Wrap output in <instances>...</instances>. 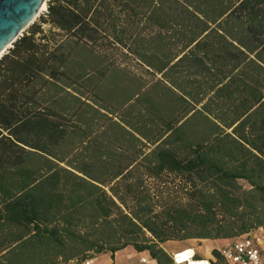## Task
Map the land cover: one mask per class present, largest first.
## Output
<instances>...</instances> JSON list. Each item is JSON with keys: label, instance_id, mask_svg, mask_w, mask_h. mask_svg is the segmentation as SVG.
<instances>
[{"label": "trees", "instance_id": "trees-1", "mask_svg": "<svg viewBox=\"0 0 264 264\" xmlns=\"http://www.w3.org/2000/svg\"><path fill=\"white\" fill-rule=\"evenodd\" d=\"M77 45L148 105H99ZM260 227L264 0H48L0 58V264H177L169 241Z\"/></svg>", "mask_w": 264, "mask_h": 264}, {"label": "crops", "instance_id": "crops-1", "mask_svg": "<svg viewBox=\"0 0 264 264\" xmlns=\"http://www.w3.org/2000/svg\"><path fill=\"white\" fill-rule=\"evenodd\" d=\"M45 27L48 28V26H45ZM85 50L86 52H88L87 47H85ZM85 50H84L83 45H77L76 54L71 55V61L69 62L70 70H71L69 74L73 77V80L75 81H79L81 83L87 81L86 85H89V83H91L90 84L92 85L91 87L98 84V90H99L101 98L103 99V103H100L99 105H115L117 107H123V105H146V104L148 105V103H146V101L148 102L147 98L144 99L145 102H142V104H140L141 102L137 100L138 94H140L139 92L141 90L139 89V87H137L136 84H134L136 80L135 78L133 80L130 77V73L126 72V73H120L118 75H113L112 72H109V74L105 76L104 74L102 75L100 74L101 76L98 75L99 77L97 76H92L91 78L87 77L86 75L87 70L84 68V64H87L85 62L86 59L85 57H83V55H81V53ZM72 92H74V94H77L75 90H72ZM91 105H97V104H94L93 102H91ZM191 240L193 239L178 241V242H181V246L172 248L170 252L166 248L165 249L169 253H173L177 249L183 250L186 248H194L200 257L208 258V259L213 258L212 251L214 248L219 249L218 246H214L210 250H203L200 246H195L193 245V243H189L191 242ZM200 240H203V239H200ZM229 240L231 239H214V241L217 244H220L223 242L225 243ZM131 248L133 247H127L123 250L118 251L115 254L114 258L111 256V253H104V254L97 255L95 257V261L97 264H113L114 262L118 264L119 260L117 259L119 257V254L121 253L123 254L122 255L123 261L120 264H123L126 262L128 263V258H129L128 253L132 250ZM136 254L139 256H143L147 254V252H143V253L136 252ZM263 255H264V252H263ZM68 264H74V262H69ZM149 264H157V262L156 260L151 259L150 257Z\"/></svg>", "mask_w": 264, "mask_h": 264}, {"label": "built area", "instance_id": "built-area-1", "mask_svg": "<svg viewBox=\"0 0 264 264\" xmlns=\"http://www.w3.org/2000/svg\"><path fill=\"white\" fill-rule=\"evenodd\" d=\"M219 250L227 264H264V227L229 240ZM172 256L177 264H211V258H200L194 248L175 251ZM139 260L142 264H149V254L140 256ZM80 264L97 263L95 257H90Z\"/></svg>", "mask_w": 264, "mask_h": 264}, {"label": "water", "instance_id": "water-1", "mask_svg": "<svg viewBox=\"0 0 264 264\" xmlns=\"http://www.w3.org/2000/svg\"><path fill=\"white\" fill-rule=\"evenodd\" d=\"M48 0H0V57L35 22Z\"/></svg>", "mask_w": 264, "mask_h": 264}, {"label": "rangeland", "instance_id": "rangeland-1", "mask_svg": "<svg viewBox=\"0 0 264 264\" xmlns=\"http://www.w3.org/2000/svg\"><path fill=\"white\" fill-rule=\"evenodd\" d=\"M46 10H43L40 12V15L42 13H44ZM40 16H37V18L35 19V21H38ZM28 29V28H27ZM228 242V241H227ZM225 242V243H227ZM189 243H193V245L195 246H200L203 250H210L212 247L214 246H218V247H221L223 244H225L224 242L223 243H220V244H217L214 239H203V240H200V239H193L191 240V242ZM181 246V242H178V241H170L166 244H164V247L170 252L172 248H176V247H179ZM132 250L128 253V263H123V264H142L139 260L140 256L136 254V251L131 248ZM175 251H181V249H177ZM122 255L123 254H119V257L117 260H119V263L120 264L123 259H122ZM131 257V258H130ZM113 264H116L115 262Z\"/></svg>", "mask_w": 264, "mask_h": 264}, {"label": "bare ground", "instance_id": "bare-ground-1", "mask_svg": "<svg viewBox=\"0 0 264 264\" xmlns=\"http://www.w3.org/2000/svg\"><path fill=\"white\" fill-rule=\"evenodd\" d=\"M47 9V4H44V6L40 9L39 13L43 10H46ZM1 58V57H0Z\"/></svg>", "mask_w": 264, "mask_h": 264}]
</instances>
